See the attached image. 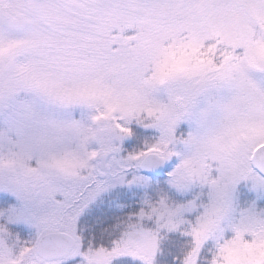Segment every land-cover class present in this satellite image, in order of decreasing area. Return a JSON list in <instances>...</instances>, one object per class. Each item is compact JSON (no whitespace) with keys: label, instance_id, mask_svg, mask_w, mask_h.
Masks as SVG:
<instances>
[{"label":"snow or ice","instance_id":"1","mask_svg":"<svg viewBox=\"0 0 264 264\" xmlns=\"http://www.w3.org/2000/svg\"><path fill=\"white\" fill-rule=\"evenodd\" d=\"M0 264H264V0H0Z\"/></svg>","mask_w":264,"mask_h":264}]
</instances>
